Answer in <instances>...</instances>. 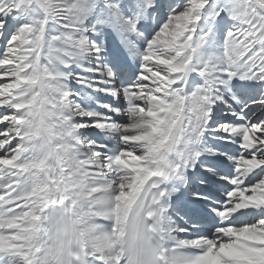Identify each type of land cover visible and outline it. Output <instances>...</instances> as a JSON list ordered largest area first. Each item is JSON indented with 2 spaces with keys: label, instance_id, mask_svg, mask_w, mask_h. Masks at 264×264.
<instances>
[{
  "label": "snow or ice",
  "instance_id": "obj_1",
  "mask_svg": "<svg viewBox=\"0 0 264 264\" xmlns=\"http://www.w3.org/2000/svg\"><path fill=\"white\" fill-rule=\"evenodd\" d=\"M0 264H264V0H0Z\"/></svg>",
  "mask_w": 264,
  "mask_h": 264
}]
</instances>
